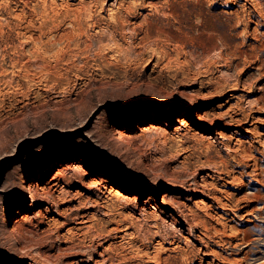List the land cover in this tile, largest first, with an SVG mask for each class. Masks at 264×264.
<instances>
[{
    "label": "rangeland",
    "instance_id": "1",
    "mask_svg": "<svg viewBox=\"0 0 264 264\" xmlns=\"http://www.w3.org/2000/svg\"><path fill=\"white\" fill-rule=\"evenodd\" d=\"M260 7L0 0V264H264Z\"/></svg>",
    "mask_w": 264,
    "mask_h": 264
},
{
    "label": "bare ground",
    "instance_id": "2",
    "mask_svg": "<svg viewBox=\"0 0 264 264\" xmlns=\"http://www.w3.org/2000/svg\"><path fill=\"white\" fill-rule=\"evenodd\" d=\"M259 16L261 17V18H263L264 19V8H262V7H260V13H259ZM228 103V102H227ZM235 110H237V109H235ZM241 111V110H240ZM228 114H227V117H228V119L227 120H223V118L222 117H220V121H221V123H220V125L223 123V125H225V127H229V126H238V128H239V131L241 132V133H244V132H248V130L247 129H244V128H240L239 126H241L242 124L243 125H245L244 123H246V120L248 121L249 120V118H252V117H250L249 116V114H245V115H242V116H240V114H239V112L238 111H234V110H229L228 112H227ZM155 115V114H154ZM156 116V115H155ZM160 116V115H159ZM246 119V120H245ZM199 120L200 121H207L208 119H207V117H206V115H203V116H199ZM244 120V121H243ZM183 123V122H182ZM182 123H180V124H182ZM220 132H216V134H219ZM124 136V135H123ZM249 139V138H248ZM147 167V166H146ZM103 182H106L105 180H102ZM226 182V181H225ZM227 183V182H226ZM53 185V184H52ZM204 185V184H203ZM50 186V185H49ZM202 186V185H201ZM39 188V187H38ZM202 192V191H201ZM116 193V192H115ZM119 195V194H118ZM147 201H150V199L149 200H147ZM231 203V202H230ZM222 207H220V208H223V210H233V212H234V210H235V208H237L238 207V204H236L233 208H232V206L233 205H229V204H227V203H223V204H220ZM225 212V211H224ZM226 213V212H225ZM227 214V213H226ZM10 215H7V217H9ZM5 223H7V221H5ZM201 240V239H200ZM199 240V241H200ZM197 257V256H196ZM105 259V258H104ZM99 263V262H98Z\"/></svg>",
    "mask_w": 264,
    "mask_h": 264
}]
</instances>
